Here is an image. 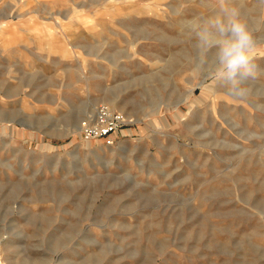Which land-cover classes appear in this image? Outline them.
<instances>
[{"label": "rangeland", "instance_id": "obj_1", "mask_svg": "<svg viewBox=\"0 0 264 264\" xmlns=\"http://www.w3.org/2000/svg\"><path fill=\"white\" fill-rule=\"evenodd\" d=\"M225 6L246 101L186 23L220 0H0L1 264H264V0ZM99 104L111 144L78 136Z\"/></svg>", "mask_w": 264, "mask_h": 264}, {"label": "clouds", "instance_id": "obj_2", "mask_svg": "<svg viewBox=\"0 0 264 264\" xmlns=\"http://www.w3.org/2000/svg\"><path fill=\"white\" fill-rule=\"evenodd\" d=\"M220 12L206 19L193 18L187 25L198 38L199 48L206 52L215 48L214 77L230 84L228 95L246 101L252 93L247 84L261 74L257 57L260 54L254 30L242 19L235 7L220 0Z\"/></svg>", "mask_w": 264, "mask_h": 264}, {"label": "built area", "instance_id": "obj_3", "mask_svg": "<svg viewBox=\"0 0 264 264\" xmlns=\"http://www.w3.org/2000/svg\"><path fill=\"white\" fill-rule=\"evenodd\" d=\"M126 124V118L120 112L106 104H99L82 121L78 136L84 141L104 139L107 144H111L114 135Z\"/></svg>", "mask_w": 264, "mask_h": 264}, {"label": "bare ground", "instance_id": "obj_4", "mask_svg": "<svg viewBox=\"0 0 264 264\" xmlns=\"http://www.w3.org/2000/svg\"><path fill=\"white\" fill-rule=\"evenodd\" d=\"M4 26V25H3Z\"/></svg>", "mask_w": 264, "mask_h": 264}]
</instances>
